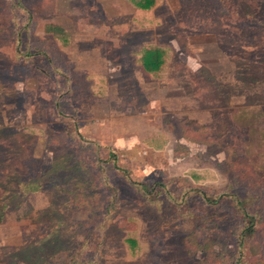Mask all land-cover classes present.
Segmentation results:
<instances>
[{"label": "rangeland", "instance_id": "374dc122", "mask_svg": "<svg viewBox=\"0 0 264 264\" xmlns=\"http://www.w3.org/2000/svg\"><path fill=\"white\" fill-rule=\"evenodd\" d=\"M69 158L88 182L47 181ZM263 178L264 0H0V264H226L232 194L264 264Z\"/></svg>", "mask_w": 264, "mask_h": 264}, {"label": "trees", "instance_id": "16d2710c", "mask_svg": "<svg viewBox=\"0 0 264 264\" xmlns=\"http://www.w3.org/2000/svg\"><path fill=\"white\" fill-rule=\"evenodd\" d=\"M131 1L134 2V4L138 8L143 9V10H148L152 8L153 6H155L157 0H131ZM142 63H143L144 70L147 73H154L160 70L163 64L165 63V50L159 47L149 48L145 50L143 57H142ZM118 158L119 157L116 154V152L111 151L109 158L107 160H104L103 163L106 164L109 162H113V164L114 163L117 164ZM50 166H52V168L46 170L47 181H51L55 185H58L59 183L67 182L68 180L77 179V178H82L84 182H88V180L85 178L90 177L91 175H87V174L92 173L90 168L86 166L85 164L81 163L79 160H77V158L67 159L65 165L64 164L62 165L61 163H59V164H52ZM116 168L122 172H125L124 168L123 167L121 168L119 165ZM86 170H87V173H86ZM249 174H250V177L252 178V176L255 174V170L253 169L251 172H249ZM245 178H246V182H249V183L251 182L249 178L247 177ZM252 180L254 179L252 178ZM37 181L38 180L33 181V182H28L26 185L27 188H29L32 191L38 190L39 184ZM261 183L262 185H264V178L261 180ZM136 184L137 185L139 184V189L141 191L150 192L149 185L144 184V183H136ZM158 186L162 187V185L160 184H158ZM0 191H1V187H0ZM194 191L202 197V199L207 203V205L209 204L213 206L214 208L221 207L224 198L227 196V194L224 193L223 198L220 199V197L210 196L206 194V192H203L201 190H194ZM194 191L192 190L191 192H189L188 197L193 196ZM1 196H2V193L0 192V197ZM227 197L229 198V194ZM231 198L235 202L237 213L238 214L240 213L241 215L240 222H239L241 223V225H239L235 229V232H234V237L238 241V248L241 253L237 251V254L230 255V259L228 260L226 264H249V263H246L245 260H243L244 247L247 244V242H249L259 233L258 224L260 220H258L255 215H252V213H250V211L247 209L248 204L253 200V196L242 197L241 195L236 196L232 194ZM1 205L2 207H4L5 205L4 202H2ZM216 215H218V213ZM216 215H214L212 218L214 219ZM213 219H212V222L215 221ZM217 224L218 222H216L214 225L212 224L213 225L212 229H215L217 227ZM129 241L130 243L132 242V244L135 245V240L131 239ZM201 247L203 249L207 248V244L201 245ZM80 260L82 259L80 258ZM84 264H90V263H87L85 261Z\"/></svg>", "mask_w": 264, "mask_h": 264}]
</instances>
